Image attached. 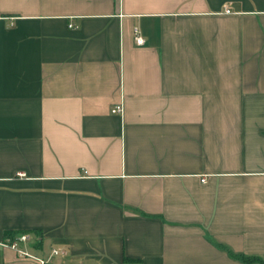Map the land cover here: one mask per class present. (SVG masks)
<instances>
[{"label": "crops", "instance_id": "crops-1", "mask_svg": "<svg viewBox=\"0 0 264 264\" xmlns=\"http://www.w3.org/2000/svg\"><path fill=\"white\" fill-rule=\"evenodd\" d=\"M19 232L47 264H262L232 253L264 259V0H0V264H40Z\"/></svg>", "mask_w": 264, "mask_h": 264}, {"label": "built area", "instance_id": "built-area-1", "mask_svg": "<svg viewBox=\"0 0 264 264\" xmlns=\"http://www.w3.org/2000/svg\"><path fill=\"white\" fill-rule=\"evenodd\" d=\"M135 38H136V42L139 44H142L145 41L144 37L140 34V31L137 27H135ZM123 108H124L123 104L119 103L112 108V111L115 113H122ZM202 180L204 181L205 178H202ZM34 241H36V237L32 233L19 232L13 237H10L5 241H1V244L4 246H10L13 249H15L20 257L33 258L38 260L40 264H47L48 260L46 258L35 255L34 253H32L27 249L26 246ZM58 252L59 249L56 248L53 249V253H58Z\"/></svg>", "mask_w": 264, "mask_h": 264}, {"label": "trees", "instance_id": "trees-1", "mask_svg": "<svg viewBox=\"0 0 264 264\" xmlns=\"http://www.w3.org/2000/svg\"><path fill=\"white\" fill-rule=\"evenodd\" d=\"M233 255H235L238 258H241L243 261L246 262H261L262 264H264V259L261 256H257V255H243V254H236V253H232Z\"/></svg>", "mask_w": 264, "mask_h": 264}]
</instances>
